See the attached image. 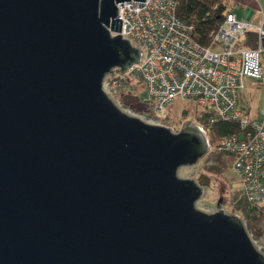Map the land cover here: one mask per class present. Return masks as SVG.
I'll return each mask as SVG.
<instances>
[{"label": "water", "instance_id": "95a60500", "mask_svg": "<svg viewBox=\"0 0 264 264\" xmlns=\"http://www.w3.org/2000/svg\"><path fill=\"white\" fill-rule=\"evenodd\" d=\"M125 1L0 0V264H264L239 217L195 207L209 179L177 175L198 127L103 90L140 58L109 33Z\"/></svg>", "mask_w": 264, "mask_h": 264}, {"label": "built area", "instance_id": "2783aa9c", "mask_svg": "<svg viewBox=\"0 0 264 264\" xmlns=\"http://www.w3.org/2000/svg\"><path fill=\"white\" fill-rule=\"evenodd\" d=\"M180 2L116 4L120 31L108 29L109 33L120 34L139 50L140 58L124 73L106 75L102 87L112 99L113 90L139 81L142 93L137 98L154 112L163 111L176 99L199 105L204 122L194 124L205 137L206 153L223 152L231 157L240 187L234 204L245 205V212L236 210L235 215L241 219L245 214L246 227V221L258 217L264 205V112L250 118L242 100L246 80L263 76L264 14L258 10L257 19L237 18L230 9L209 44L202 45L192 38L193 25L177 17ZM249 32L254 34V47L246 43ZM219 121L237 122L240 131L221 136L213 144L207 131ZM248 235L256 251L264 255V231Z\"/></svg>", "mask_w": 264, "mask_h": 264}, {"label": "rangeland", "instance_id": "374dc122", "mask_svg": "<svg viewBox=\"0 0 264 264\" xmlns=\"http://www.w3.org/2000/svg\"><path fill=\"white\" fill-rule=\"evenodd\" d=\"M227 3L229 9L232 10L236 17L240 18L243 14V9L233 6L231 0H227ZM112 93V99H110L127 114L139 117L148 123H160L172 132H177L185 122L200 124L204 122L202 108L199 105L182 101L181 99L172 101L163 111L154 112L137 98V94L140 95L142 93V87L141 82L136 80L128 84L124 83L118 89L113 90ZM125 98L129 101L128 104L125 103ZM255 101H258V97H255ZM253 110L255 111V109ZM210 130L211 128L207 131L209 137H211ZM177 175L180 178H189L196 182L202 175L209 179V184L203 188L201 198L195 203L197 209L206 213H213L218 210V206L224 213L235 215V211L238 210V204H234V201L238 199L240 187L238 177L232 170V160L229 155L220 152L206 153L193 166L179 168ZM219 199H221V202L218 205ZM243 213L240 219L242 223L245 219V214ZM248 224L249 222L246 221V227L243 225L246 232L248 231L247 234L252 233L254 236H258L263 232L261 225L250 224L249 227Z\"/></svg>", "mask_w": 264, "mask_h": 264}, {"label": "trees", "instance_id": "16d2710c", "mask_svg": "<svg viewBox=\"0 0 264 264\" xmlns=\"http://www.w3.org/2000/svg\"><path fill=\"white\" fill-rule=\"evenodd\" d=\"M229 11L230 9L227 0H181L177 7L176 15L185 22L193 25L192 38L195 41L202 45H208L212 36ZM246 40V43L249 46H255L253 33H247ZM125 103L128 104L129 101L126 99ZM239 131L240 127L237 122H216L211 126L210 142L216 144V140L219 137L235 134ZM223 154L229 155L228 153ZM237 207L241 212H245V205L243 203L240 202ZM248 222L249 227L250 224L257 226L261 225L264 222V211L261 210L258 217H252Z\"/></svg>", "mask_w": 264, "mask_h": 264}, {"label": "crops", "instance_id": "0c3cea01", "mask_svg": "<svg viewBox=\"0 0 264 264\" xmlns=\"http://www.w3.org/2000/svg\"><path fill=\"white\" fill-rule=\"evenodd\" d=\"M231 1L233 2L232 4L233 6L240 7L243 9V14L240 18L251 17L253 19H257L258 10H260L262 14H264V0H231ZM262 65H263L262 78L258 80H254V79L246 80V87L242 95L243 107L245 109L246 114L250 118H256L259 115L260 111L264 112V97H262L264 96V62L262 63ZM246 89H247V94H246ZM255 97L256 98L258 97L257 102L255 101ZM253 109H255V111ZM261 209L264 211V205L262 206ZM261 227L263 228L264 231V222L261 224Z\"/></svg>", "mask_w": 264, "mask_h": 264}, {"label": "bare ground", "instance_id": "6f19581e", "mask_svg": "<svg viewBox=\"0 0 264 264\" xmlns=\"http://www.w3.org/2000/svg\"><path fill=\"white\" fill-rule=\"evenodd\" d=\"M202 181L204 182L205 180H204V179H202Z\"/></svg>", "mask_w": 264, "mask_h": 264}]
</instances>
